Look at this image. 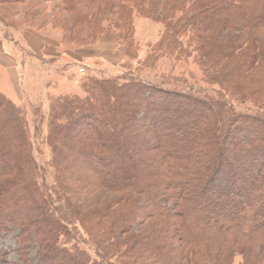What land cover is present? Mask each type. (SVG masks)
<instances>
[{
	"label": "trees",
	"instance_id": "16d2710c",
	"mask_svg": "<svg viewBox=\"0 0 264 264\" xmlns=\"http://www.w3.org/2000/svg\"><path fill=\"white\" fill-rule=\"evenodd\" d=\"M48 3L58 4L51 26L63 45L114 35L129 57L135 19L161 24L143 62L191 59L208 89L83 79V96L49 98L48 168L34 157L22 108L0 92V242L19 231L20 247L14 263L0 250V264H264V0L0 7H26L32 24ZM78 235L94 257L65 240Z\"/></svg>",
	"mask_w": 264,
	"mask_h": 264
},
{
	"label": "rangeland",
	"instance_id": "374dc122",
	"mask_svg": "<svg viewBox=\"0 0 264 264\" xmlns=\"http://www.w3.org/2000/svg\"><path fill=\"white\" fill-rule=\"evenodd\" d=\"M43 6L45 7L43 15L33 20L32 24L25 23L24 21L26 20V18L24 19L26 7H0V33L13 40H20L24 36L28 37L37 32L45 38L47 48L45 56H33L26 49H23V52L15 53L14 48L11 47L12 43H9L10 56L18 60L19 66L22 69L21 94L24 101L18 105L22 108L28 123L34 157L37 163L43 165L44 168H48L45 163L48 164L51 156L50 150L45 144L47 136L45 113L48 107L45 98L48 92L50 93L48 100L51 97L63 95L83 96V92L80 89V82L83 79L89 77L100 79L112 77L113 75L116 78L124 76L129 79H143L156 85H165L167 88L173 87L177 82H180V84L186 82L188 86L192 85L194 91L199 88H207L206 84L201 81V75L197 67L192 64L191 59L186 62L177 63L174 68H171L170 63L164 58L147 63L143 62L147 57L148 47L154 45L161 37L163 32L161 24L136 18L134 21V41L137 44V51L133 50L130 52L129 57L126 56L125 50L120 45L118 38L112 35L111 37L116 41H114L116 43L114 45H117L118 55L114 60H106L103 59V57L108 56L105 55V52L102 50L99 52L94 49L101 39L93 47L81 48L73 44L63 45L61 43V32L51 26L58 4L48 3ZM43 23H45L43 29L37 31L38 26L36 24ZM5 45L7 46V44ZM81 68L85 69V73H79ZM189 74L193 77L192 80L189 79ZM44 76H47L46 80L51 85H54V82L58 83L57 86L54 88L46 86L43 79ZM51 93L55 94L52 95ZM38 104L42 106L43 113L45 114L42 121L34 119L33 116L34 108ZM50 172L49 169L46 178L43 179L46 187H51L52 184ZM18 234L19 231H12L0 242V250L4 253V259L8 263L18 261V255L16 254V250L20 248L16 241ZM73 239L69 237L65 240H68L69 244H78L81 249L87 250L94 257L95 249L93 246L87 241L82 240L79 235ZM25 248H28L27 254L29 258L36 261L37 247L35 244L25 245Z\"/></svg>",
	"mask_w": 264,
	"mask_h": 264
},
{
	"label": "crops",
	"instance_id": "0c3cea01",
	"mask_svg": "<svg viewBox=\"0 0 264 264\" xmlns=\"http://www.w3.org/2000/svg\"><path fill=\"white\" fill-rule=\"evenodd\" d=\"M111 36L112 35L102 37L100 43H98L97 47L94 48L99 52L100 50L105 52V55L108 56L103 57V59L106 60H114L118 55V48H116L117 45H114L116 44V41ZM9 43H12L11 47L14 48L15 53L23 52V49H26L30 52V54H33V56H45L47 48L45 44V38L38 32L31 34L28 37L24 36V38L20 40L7 39L0 33V92L8 97L16 105H20L24 101V98L21 94L22 69L19 66L20 63L18 62V60L15 58L13 59L10 56L11 54L9 52ZM5 44H7V46ZM46 78L47 76H44L43 78L46 86H50L51 88L57 86L58 83L54 82V85H51L50 82L46 80ZM49 94L50 93L48 92L45 98L47 106L49 101ZM51 94L54 95L55 93Z\"/></svg>",
	"mask_w": 264,
	"mask_h": 264
},
{
	"label": "built area",
	"instance_id": "2783aa9c",
	"mask_svg": "<svg viewBox=\"0 0 264 264\" xmlns=\"http://www.w3.org/2000/svg\"><path fill=\"white\" fill-rule=\"evenodd\" d=\"M79 73H80V74L85 73V69H84V68H81V69L79 70Z\"/></svg>",
	"mask_w": 264,
	"mask_h": 264
}]
</instances>
